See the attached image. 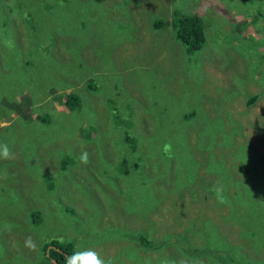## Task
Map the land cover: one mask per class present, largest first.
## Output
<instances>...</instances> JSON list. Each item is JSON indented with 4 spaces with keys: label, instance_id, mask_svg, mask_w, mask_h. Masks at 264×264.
Wrapping results in <instances>:
<instances>
[{
    "label": "rangeland",
    "instance_id": "1",
    "mask_svg": "<svg viewBox=\"0 0 264 264\" xmlns=\"http://www.w3.org/2000/svg\"><path fill=\"white\" fill-rule=\"evenodd\" d=\"M173 11L203 26L190 57ZM256 65L264 0H0V264H47L50 239L105 264H263L264 234L240 225L264 223V205L245 216L264 201ZM246 173L245 191L230 184ZM200 237L221 251L177 244Z\"/></svg>",
    "mask_w": 264,
    "mask_h": 264
},
{
    "label": "trees",
    "instance_id": "2",
    "mask_svg": "<svg viewBox=\"0 0 264 264\" xmlns=\"http://www.w3.org/2000/svg\"><path fill=\"white\" fill-rule=\"evenodd\" d=\"M159 23L154 24V28H158ZM170 26L173 30V38L180 44V46L183 48V52L190 57L194 55L195 52H197L204 43V35H203V26L198 20L197 17L192 16H181L177 14V11H173L171 15V22ZM264 76V70L259 66H255V74L252 77L254 80H258L260 76ZM258 94V92H257ZM257 95H252V97H249L246 101V105L250 106L253 105V103L258 100ZM67 106L71 109H74L78 106L79 100L72 94H69L66 99ZM180 118V120L183 122L184 120L181 119L180 116H174V119ZM264 133V126L261 127L260 133ZM260 144L264 145V134L262 135V141L259 142ZM246 162V159H245ZM138 166L135 164V168ZM247 174V173H246ZM256 179L251 180L249 175L243 180H232L230 184L232 183L234 186L238 185L245 191V184L246 187L255 184L254 182ZM225 188V187H224ZM224 188L219 189V194L222 195L223 200L227 203L228 200H226V192ZM218 194V195H219ZM222 200V204H224ZM230 205H237V203H232ZM249 205H257V210L264 205V201L262 198L258 202H254L253 200H245V216L246 219L250 217V213L252 212L249 208ZM256 210V212H257ZM251 218V217H250ZM243 220H235L236 222H241ZM241 227H246L249 230V233L251 235L257 234L260 236V234H264V223L260 226H255L254 223H248L245 221V223L240 224ZM240 227V228H241ZM173 239L171 237H166L163 243L172 242ZM137 246L140 248L141 251H147L150 250H158L160 246L159 243H152L151 240H147L143 235L138 234L136 238ZM178 245H180L181 249H185L186 253L189 254L192 258H195L197 260H202L205 258H210L211 256L217 252H220L221 250L218 249L217 252L210 251L211 248L217 247V245L208 238H202L200 237V244L198 245V248L196 250H188L187 248L181 246V243L178 241ZM46 248L49 247L50 249H46V251L43 249V253H46V263L47 264H66V257L72 256L74 253L73 251V245L71 243H59L57 239H50L48 244L45 246ZM242 251V248L240 249ZM202 258V259H201ZM241 260H244L242 256H240ZM241 260L239 262L234 263L235 259H229L227 262H222L223 264H242ZM217 262L221 263L219 259L216 260ZM248 264H252L251 260H246ZM264 264V262H263Z\"/></svg>",
    "mask_w": 264,
    "mask_h": 264
},
{
    "label": "clouds",
    "instance_id": "3",
    "mask_svg": "<svg viewBox=\"0 0 264 264\" xmlns=\"http://www.w3.org/2000/svg\"><path fill=\"white\" fill-rule=\"evenodd\" d=\"M0 157L4 159H11L12 156L9 153L7 146H4L2 152H0ZM79 161L81 164L88 163V154L87 152H83L79 157ZM25 247L29 250L36 251L37 245L35 241L32 240L31 237L26 238ZM66 264H105V261L99 256L98 253L88 250L84 252H77L73 256L66 257Z\"/></svg>",
    "mask_w": 264,
    "mask_h": 264
}]
</instances>
